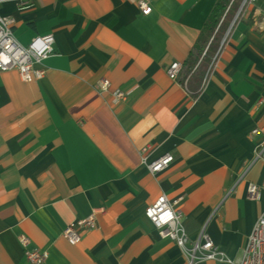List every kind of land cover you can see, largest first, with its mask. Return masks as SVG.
<instances>
[{
	"label": "crops",
	"instance_id": "0c3cea01",
	"mask_svg": "<svg viewBox=\"0 0 264 264\" xmlns=\"http://www.w3.org/2000/svg\"><path fill=\"white\" fill-rule=\"evenodd\" d=\"M27 1H0V16L20 45L54 44L40 81L0 72V264H30L19 235L47 253L41 264H188L144 215L160 196L178 201L191 240L206 235L238 262L264 213V0L231 18L192 94L179 81L217 0H151L148 16L132 0ZM142 149L174 161L152 175ZM92 213L96 227L70 245L64 229Z\"/></svg>",
	"mask_w": 264,
	"mask_h": 264
},
{
	"label": "built area",
	"instance_id": "2783aa9c",
	"mask_svg": "<svg viewBox=\"0 0 264 264\" xmlns=\"http://www.w3.org/2000/svg\"><path fill=\"white\" fill-rule=\"evenodd\" d=\"M2 1V0H0ZM25 7H28L27 0H18ZM142 15L148 16L152 12L151 0H132ZM255 0H243L241 9L247 4H253ZM14 20L8 16H0V72L16 71L20 79L25 82H37L44 78L45 67L43 61L53 53L54 38L52 35L37 36L27 46L20 45L14 38L12 28ZM260 26L264 29V19ZM181 71V64L172 63L166 69V74L171 81L178 79ZM109 82L100 80L96 84V90L106 92L109 89ZM185 89V88H184ZM188 93V91L185 89ZM189 94V93H188ZM114 97L117 101H125L127 93L116 91ZM258 129L252 131L257 134ZM261 147L258 157L263 153ZM147 150L140 151L141 163L152 175L165 171L174 161L171 154H165L153 161H148ZM261 187L249 183L246 189L249 201H259ZM178 201L170 202L165 196H160L153 204L145 209V217L155 226L158 235L162 239L173 241L187 256L188 264H195L198 261L214 260L228 264H264V213L257 219L251 233L247 238L241 259L232 262L206 235H201L198 240H191L185 231L181 221L180 213L175 209ZM96 216L92 213L87 218L69 224L62 232L63 238L70 245H77L81 241L80 231L91 230L96 227ZM18 242L24 251V256L30 264H41L47 258V253L38 248L30 247V240L25 235L18 236Z\"/></svg>",
	"mask_w": 264,
	"mask_h": 264
},
{
	"label": "trees",
	"instance_id": "16d2710c",
	"mask_svg": "<svg viewBox=\"0 0 264 264\" xmlns=\"http://www.w3.org/2000/svg\"><path fill=\"white\" fill-rule=\"evenodd\" d=\"M242 1L243 0H217L203 27L200 37L185 62L184 74L179 81V84L183 86L189 94L192 93L187 88V82L194 75L203 78L208 66L212 63L214 53L221 41L224 31L229 25V21ZM203 53L204 56L202 57ZM200 58L201 61L198 63V59Z\"/></svg>",
	"mask_w": 264,
	"mask_h": 264
},
{
	"label": "rangeland",
	"instance_id": "374dc122",
	"mask_svg": "<svg viewBox=\"0 0 264 264\" xmlns=\"http://www.w3.org/2000/svg\"><path fill=\"white\" fill-rule=\"evenodd\" d=\"M241 5H242V3L240 4L239 8L236 10L235 14L233 15L234 17L236 16V18L239 16L240 11L243 9V8L241 9ZM228 26H229V25H228ZM227 28H228V27H227ZM226 30H227V29H226ZM226 30L224 31L223 36H224ZM223 36H222V38H223ZM222 38H221V39H222Z\"/></svg>",
	"mask_w": 264,
	"mask_h": 264
}]
</instances>
